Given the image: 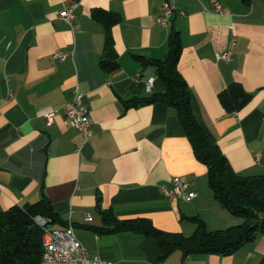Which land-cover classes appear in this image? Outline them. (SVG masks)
I'll use <instances>...</instances> for the list:
<instances>
[{"label":"crops","instance_id":"1","mask_svg":"<svg viewBox=\"0 0 264 264\" xmlns=\"http://www.w3.org/2000/svg\"><path fill=\"white\" fill-rule=\"evenodd\" d=\"M75 1L69 23L59 12ZM164 1L0 0V209L36 202L44 192L61 218L73 222L91 256L112 264H258L263 233L231 255L184 258L181 250L162 257L157 241L144 234L99 230V206L119 219L148 218L165 232L184 235L197 227L186 216L200 215L211 230L244 220L213 196L208 168L174 107L156 102L124 110L122 100L166 91L155 68L135 55L164 58L173 27L180 32L178 68L196 116L236 172L264 173V0H218L221 10L212 0H176L169 25L161 26ZM97 7L121 15L111 27L120 62L114 71L100 63L106 28L92 16ZM72 49L64 61L53 57ZM227 50L232 59L218 60L217 53ZM233 82L252 98L228 112L219 94ZM76 88L89 110V141L66 113ZM175 176L190 184L194 199L165 194L162 186H171Z\"/></svg>","mask_w":264,"mask_h":264},{"label":"trees","instance_id":"2","mask_svg":"<svg viewBox=\"0 0 264 264\" xmlns=\"http://www.w3.org/2000/svg\"><path fill=\"white\" fill-rule=\"evenodd\" d=\"M92 16L106 28V55L101 59V66L106 70H117L120 62L114 53L111 27L121 20V15L97 7ZM168 45L164 58L135 55L144 66L155 68L166 85V91L122 100L124 110L156 102L174 107L197 159L208 168V183L213 196L230 213L244 220L226 229L211 230L200 215L186 216L184 218L197 227L193 234L184 235L165 232L148 218L119 219L112 210H101L99 206L104 222L99 230L107 233L133 232L152 237L157 241L162 257L175 250H181L184 258L200 253L231 255L253 241L259 233L264 234V173L243 176L233 169L227 156L195 114L190 85L178 68L182 41L180 32L174 27ZM219 98L228 112H236L250 102L252 94L241 83L233 82L220 92ZM37 217L45 219L53 227L68 226L44 192L36 202L0 209V264L42 263L44 231L35 224ZM258 264H264V257Z\"/></svg>","mask_w":264,"mask_h":264},{"label":"built area","instance_id":"3","mask_svg":"<svg viewBox=\"0 0 264 264\" xmlns=\"http://www.w3.org/2000/svg\"><path fill=\"white\" fill-rule=\"evenodd\" d=\"M176 0H165L163 10L158 18L161 26H168L172 16L175 13ZM217 10H221V3L218 0H212ZM79 2L75 1L70 5H66L60 12L59 17L71 23L76 16V8ZM236 39H233L235 44ZM74 50L56 51L53 54L55 59L64 61L69 57H73ZM233 55L232 50H227L217 53L218 60H231ZM150 83V82H149ZM66 113L69 122L72 126L80 130L85 138L89 141L93 135L89 110L84 102L83 93L76 88L73 91V96L67 101ZM55 116L54 112L47 114L49 123H52ZM259 160V157H257ZM163 191L167 196L179 198L183 201H191L195 198L196 193L191 189L190 184L180 176H175L172 180V185L162 186ZM86 221L92 220V215L85 216ZM35 224L43 229V258L41 264H112V262L92 257L89 249L76 236L73 222L70 220L68 226L64 228L53 227L48 224L45 219L35 218ZM182 264H188L184 261Z\"/></svg>","mask_w":264,"mask_h":264}]
</instances>
